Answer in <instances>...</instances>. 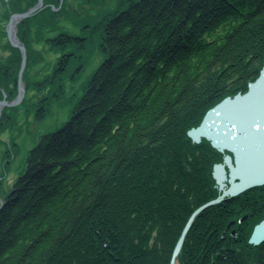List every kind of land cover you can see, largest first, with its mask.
<instances>
[{
  "label": "trees",
  "instance_id": "obj_1",
  "mask_svg": "<svg viewBox=\"0 0 264 264\" xmlns=\"http://www.w3.org/2000/svg\"><path fill=\"white\" fill-rule=\"evenodd\" d=\"M38 2L0 0V100L18 95L23 59L3 21ZM18 36L26 95L0 115V189L23 114L45 119L88 52L105 57L7 188L0 264H171L191 215L222 193L224 153L187 132L259 76L264 0H44ZM263 219L264 185L226 197L196 216L177 264H264V241L249 242Z\"/></svg>",
  "mask_w": 264,
  "mask_h": 264
},
{
  "label": "water",
  "instance_id": "obj_2",
  "mask_svg": "<svg viewBox=\"0 0 264 264\" xmlns=\"http://www.w3.org/2000/svg\"><path fill=\"white\" fill-rule=\"evenodd\" d=\"M44 0L29 8L25 12L12 15L7 26L8 37L12 45L20 48L23 56L22 67L19 74V92L14 100H0V109L5 106L19 105L26 93L23 82V73L27 64V49L18 37V21L27 18L42 9ZM188 135L197 143L207 138L211 144L220 151L228 150L221 163L214 166L213 175L221 190V194L197 208L176 244L171 264H176L184 241L195 221L196 216L204 209L222 202L226 197H233L240 193L264 185V63L259 76L248 85L244 93L228 96L211 108L198 127L188 131ZM4 204L1 202L0 207ZM248 217H242V222ZM232 221L228 227L234 224ZM232 233H235L233 230ZM264 241V219L258 223L249 239L250 243L258 245Z\"/></svg>",
  "mask_w": 264,
  "mask_h": 264
},
{
  "label": "rangeland",
  "instance_id": "obj_3",
  "mask_svg": "<svg viewBox=\"0 0 264 264\" xmlns=\"http://www.w3.org/2000/svg\"><path fill=\"white\" fill-rule=\"evenodd\" d=\"M63 1V0H62ZM38 4V3H37ZM36 4V5H37ZM2 13V10H0ZM25 12V11H24ZM15 13H19V12H14L11 14L10 18L12 17V15H14ZM9 20L7 21H3V26H5V29L7 31V26L9 24ZM21 21V20H20ZM17 23V28H18V24ZM65 26L69 27L70 29L74 30V26L72 25L73 23L70 21H64ZM19 37V36H18ZM7 38L8 37V33H7ZM20 39V38H19ZM21 40V39H20ZM10 41V39H9ZM22 42V40H21ZM11 43V41H10ZM12 44V43H11ZM25 45V44H24ZM14 46V45H12ZM16 47V46H14ZM26 47V46H25ZM18 48V47H17ZM20 49V48H19ZM27 49V48H26ZM88 56H90L89 60L86 61L87 66L85 68V70L82 72V74L79 76L78 81H70L69 79L67 80V93H66V97L65 98H61V101H56L52 104V111L51 113L43 120H37L33 113H31L30 115H27L26 113L23 114L22 120H21V124H22V129L21 131L17 130L16 131V135H17V147L15 149V155L13 157L10 169H9V173L8 175L4 176L3 179V183L0 189V204L1 202L4 200V198L6 197L8 190L7 188L11 186V184L13 183V181L24 171L25 166H26V159L28 156V153L30 151V149L36 145V143L39 141V138L42 134L49 132V131H53L56 130L58 128H60L70 117L71 111H72V107L73 104L75 103V100H70L69 98L72 97L74 98V93L78 92V96H81V94L83 93V88L82 85L85 84L87 82V80L90 78L92 72L96 69V67L100 64V62L104 59L105 55L104 54H100V53H93L92 55L87 54ZM52 57V55H50ZM23 57V56H22ZM50 57V58H51ZM260 60L258 59V61H255L252 64V68H256V66H258L260 64ZM23 61V59H22ZM264 63V62H263ZM27 66V64H26ZM263 66V65H262ZM261 66V67H262ZM21 67H22V63H21ZM251 68V69H252ZM26 69V68H25ZM21 71V68H20ZM25 71V70H24ZM20 74V72H19ZM24 74V73H23ZM253 82V81H251ZM25 84V83H24ZM26 87V86H25ZM74 87V90L71 91ZM71 89V90H70ZM73 93V94H72ZM26 95V93H25ZM236 95V94H235ZM233 95V96H235ZM17 97V96H16ZM228 97V96H227ZM25 98V97H24ZM15 99V98H14ZM13 99V100H14ZM8 100V99H7ZM24 100V99H23ZM222 101V100H221ZM220 101V102H221ZM23 102V101H22ZM21 102V103H22ZM219 102V103H220ZM20 103V104H21ZM19 104V105H20ZM217 105V104H216ZM215 105V106H216ZM18 106V105H16ZM6 107V106H5ZM4 108V107H3ZM3 109H0V115ZM205 117V116H204ZM204 119V118H203ZM203 121V120H202ZM189 131V130H188ZM188 133V132H187ZM1 138L3 139L4 142H7L9 139V134L8 133H4ZM207 139V138H206ZM202 140V139H201ZM209 140V139H208ZM194 141V140H193ZM210 141V140H209ZM201 142V141H200ZM5 146L1 145L0 146V151L1 153H3L5 151ZM219 150V149H218ZM220 151V150H219ZM222 153H224V156L226 154H230L232 155V152L228 151V150H224V151H220ZM7 190V191H6ZM207 203V202H206ZM205 204V203H204ZM202 206V205H201ZM199 208V207H198ZM248 215V214H245ZM242 216V217H245ZM192 216V215H191ZM241 217V218H242ZM240 218V219H241ZM190 219V218H189ZM196 219V218H195ZM239 219V220H240ZM189 221V220H188ZM235 221L236 220H232ZM230 221V223L232 222ZM229 223V224H230ZM234 223V224H235ZM228 224V225H229ZM234 224H232L230 227L231 228ZM193 225V224H192ZM235 231L236 233V229H231V233L232 231ZM190 231V230H189ZM183 232V231H182ZM189 233V232H188ZM232 233V234H235ZM182 234V233H181ZM188 235V234H187ZM187 237V236H186ZM185 243V241H184ZM173 256V255H172ZM179 256V255H178ZM172 260V259H171ZM177 264V261H176Z\"/></svg>",
  "mask_w": 264,
  "mask_h": 264
},
{
  "label": "bare ground",
  "instance_id": "obj_4",
  "mask_svg": "<svg viewBox=\"0 0 264 264\" xmlns=\"http://www.w3.org/2000/svg\"><path fill=\"white\" fill-rule=\"evenodd\" d=\"M36 13V12H35ZM221 191V190H220ZM253 244V243H252Z\"/></svg>",
  "mask_w": 264,
  "mask_h": 264
}]
</instances>
